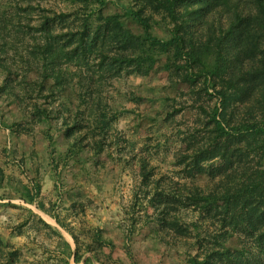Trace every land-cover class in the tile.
I'll return each instance as SVG.
<instances>
[{"label":"trees","instance_id":"trees-1","mask_svg":"<svg viewBox=\"0 0 264 264\" xmlns=\"http://www.w3.org/2000/svg\"><path fill=\"white\" fill-rule=\"evenodd\" d=\"M25 1L26 11L33 15V3L38 0ZM62 1L68 10L45 9L37 24H26L31 34L40 35L30 53L41 76L39 84L26 85L36 84L41 94L47 91V101L57 106L54 109L36 100L22 120L5 122V127L21 140L44 122L43 135L53 143L55 119L71 142L59 160L52 156L51 166H67L85 152L87 158L75 173L78 177L83 170L87 178L88 160L94 167L100 165V156L112 146L110 132L119 112L111 108L106 96L111 82L131 75L147 77L164 57L170 86L187 97L198 118L184 132L159 136L166 149L179 145L175 162L186 172L184 178L205 174L208 183L205 187L173 181L164 185V179L154 178L155 168L148 167L150 159H142L143 197L157 216L151 232L168 241L170 248H183L189 264H264V0ZM110 4L116 5V11L106 13ZM11 17L0 9L3 40L12 31L16 14ZM15 32L27 34L23 26ZM10 46L4 42L0 51L7 54ZM0 71L4 74L0 91L24 108L25 99L15 92L11 80L12 66L0 61ZM176 100L166 97L161 101L162 108L152 116L157 128L163 126L160 117L169 123L187 108L178 106ZM114 143L121 146L120 139ZM156 146H161L160 140ZM156 146H145L147 158ZM15 152V147L9 149L5 144V156ZM133 152L132 148L135 158ZM35 153L32 148L19 160L14 158L12 171L6 167L11 160L0 163V203L6 200L5 205L18 207L12 202L18 196L51 216L57 226L27 208L29 218L10 235H23L34 217L48 238L57 240L51 251L55 264H107L102 255L104 248L114 246L113 241L98 227L76 232L67 219L70 215L79 221L84 204L82 208L71 204L64 218L54 203L41 198L39 181L24 182L16 175L26 170V161L35 158ZM36 173L41 174L38 167ZM184 210L193 213L190 219L184 217ZM234 238L238 246L230 245ZM0 264H25L21 249L2 234Z\"/></svg>","mask_w":264,"mask_h":264},{"label":"rangeland","instance_id":"rangeland-1","mask_svg":"<svg viewBox=\"0 0 264 264\" xmlns=\"http://www.w3.org/2000/svg\"><path fill=\"white\" fill-rule=\"evenodd\" d=\"M124 3L123 1L121 4ZM0 4V9H4L8 16H12L11 18L14 13L16 14L15 20L13 19V23L10 24L12 31L5 34V40L0 36V45L4 42L11 45L8 47L7 54L0 51V61L12 66L11 80H13L15 92L25 99L24 108L21 109L18 102L11 101L5 93L0 91V120L2 122L0 163H8L11 160L6 167L12 171L15 166L12 162L22 158L23 152H30L34 148L35 158L27 160L26 170L23 173L16 171V175L24 182L32 179L39 181L42 187L41 198L49 204L54 203L55 211L64 218L67 214L66 208L71 204L77 208H82L84 204L85 211L82 212L79 221L70 215L67 219L73 223L76 232H79L80 228L89 230L98 227L103 230L107 238L113 241L114 246L104 248L105 254L102 255L107 264H189L183 248L177 251L170 248L168 241L164 238L159 239L153 236L151 231L155 223L152 222L157 220V216L153 213L152 207H147L148 203L143 197L139 175L140 166L143 164L141 160L145 158L150 159L148 167L155 168L154 178L164 179V185L168 181H173L190 187L193 184L205 187L208 183V176L205 174L194 178H184L186 172L175 162V156L179 153V145L166 149L163 145L164 138L159 136L165 132L168 134L178 130L184 132L193 127L194 121L198 118L189 107L187 97L178 95L176 89L170 86L168 73L163 69L165 58L163 57L158 62L147 77L131 75L111 82L112 85L106 96L110 99L111 108L118 110L119 116L113 122L110 132L109 140L112 144L110 152H105L100 156L101 163L96 167L91 160H88V177H85L83 170L78 173L77 177L75 172H80L81 163L87 158L85 152L81 154L79 161L72 159L67 166L63 164H60L58 168L51 166L52 156L59 160L60 154L65 152L71 142L66 138L64 129L56 126L55 119L52 121L51 131L53 143H50L43 135V130L47 128L44 122L36 125L31 134H23L21 140H18L17 135L12 134L10 130L8 133L5 127L8 126L5 122L22 120L24 111L29 112V107L31 108L36 100L40 104H49L54 109L56 108L57 103L51 104L47 101L49 100L45 97L47 91L41 94L40 87L36 85L39 84L41 76L34 65V58L31 59L30 50L40 35L31 34L32 29H28L26 24H37L40 16L46 13L45 9L68 10L69 6L62 0H38L33 3L35 13L32 15L26 11L28 7L25 0H0ZM116 8V5L110 4L105 12H115ZM130 25L133 29L140 30L137 24L130 22ZM21 26L26 29L27 34L15 32ZM30 60L31 64H29ZM28 70L31 71L26 74ZM24 74L26 75L23 76ZM3 79L4 74L0 71V89ZM35 81L38 83L32 84L31 87L26 85V83ZM133 95L137 98L136 100L132 99ZM166 97H177L178 106L185 105L187 108L177 113L178 115L169 123L163 122L160 117L163 126L157 128L152 121V116H155L156 112L162 108L160 103ZM75 101L77 104V100ZM204 101L205 105H208V100L204 99ZM118 139H120L121 146L117 148L114 140ZM159 140L161 146L157 147ZM148 143L152 147L156 146L151 149L150 158H147L143 152ZM5 144L9 149L10 147L16 149L11 157L4 154ZM132 148L134 155L137 154L135 158L131 157ZM118 157L121 159H117ZM126 160L130 161V164ZM37 167L41 173L39 175L36 173ZM57 186H59L58 189ZM5 202L7 201L0 203V234L5 236L13 246L21 249L22 260L25 264H55L51 251L55 248L57 240L55 237L48 238L36 218L30 217V223L24 228L23 235L11 236L10 232L29 218L30 213L27 208L36 211L53 226H57L56 221L39 211L36 205L25 203L18 196H13L12 202L23 207L7 206ZM182 213L188 219L193 215L189 210H184ZM13 231H18V227ZM65 236L74 245L72 237L68 233H65ZM230 245L238 246L237 240L232 239ZM109 255L111 257H108Z\"/></svg>","mask_w":264,"mask_h":264},{"label":"built area","instance_id":"built-area-1","mask_svg":"<svg viewBox=\"0 0 264 264\" xmlns=\"http://www.w3.org/2000/svg\"><path fill=\"white\" fill-rule=\"evenodd\" d=\"M9 133V129L6 130Z\"/></svg>","mask_w":264,"mask_h":264}]
</instances>
